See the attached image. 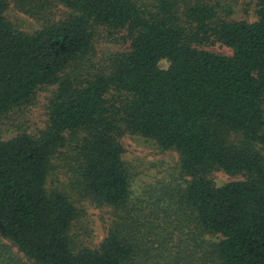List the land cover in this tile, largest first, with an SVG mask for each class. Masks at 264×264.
I'll return each mask as SVG.
<instances>
[{"label":"trees","instance_id":"16d2710c","mask_svg":"<svg viewBox=\"0 0 264 264\" xmlns=\"http://www.w3.org/2000/svg\"><path fill=\"white\" fill-rule=\"evenodd\" d=\"M12 4L44 26L16 28ZM235 4L0 0V117L57 85L43 130L0 137V264H24L5 240L32 264H264V0L256 21ZM122 32L127 48L83 76L98 39ZM217 42L232 54L203 48ZM127 133L176 150L182 182L133 196ZM56 160L83 198L113 208L98 247L71 235V185L48 187ZM213 169L245 179L219 186Z\"/></svg>","mask_w":264,"mask_h":264},{"label":"rangeland","instance_id":"374dc122","mask_svg":"<svg viewBox=\"0 0 264 264\" xmlns=\"http://www.w3.org/2000/svg\"><path fill=\"white\" fill-rule=\"evenodd\" d=\"M236 2L234 16L239 18L248 17L250 21L257 20V0H236ZM60 12L62 14L63 11ZM6 16L9 22L16 28L26 32H35L45 24L43 19L31 16L13 4L7 10ZM58 17L56 15L53 18ZM128 45L129 42L127 41L125 32L115 34L114 36L103 34L96 42L94 51L85 60L87 70H83L81 73L85 76L89 71L102 69L109 63L112 55L123 51ZM203 48L218 53L232 54L233 52L230 47L220 42L213 45H205ZM76 65L73 64L72 66V75L82 76L81 73H78V70L84 68V64L80 67ZM160 66L162 68H168V60H161ZM56 89L57 85L41 87L33 105L16 109L0 117V137L11 138L23 131L35 135L43 130L48 121L49 103ZM120 143L124 149L123 159L131 165L133 170V196L145 197L149 200L151 197L150 194L161 183H167L175 179L176 181L182 182L180 155L176 150H162L154 140L137 134L127 133L121 136ZM55 163V169L49 178L48 187L54 189L61 185L60 182H66L68 185H71L69 188L70 193H72L79 209L78 216L72 225L71 235L80 245L91 248L100 246L106 238L113 220V208L106 205H99L90 199L83 198L80 189L72 188L70 170L68 172V168L63 169L60 160H56ZM207 175L219 186L231 181L245 179L243 174H230L222 169H213ZM185 179L189 180L190 177H186ZM209 239L215 240L216 237H209ZM5 242L10 246L13 255L21 262L24 264H32L16 246H13L8 240H5Z\"/></svg>","mask_w":264,"mask_h":264}]
</instances>
